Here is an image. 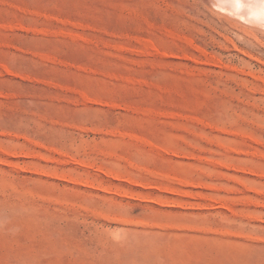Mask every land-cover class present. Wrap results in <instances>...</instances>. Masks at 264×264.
<instances>
[{
  "label": "rangeland",
  "instance_id": "rangeland-1",
  "mask_svg": "<svg viewBox=\"0 0 264 264\" xmlns=\"http://www.w3.org/2000/svg\"><path fill=\"white\" fill-rule=\"evenodd\" d=\"M236 17L0 0V264H264V29Z\"/></svg>",
  "mask_w": 264,
  "mask_h": 264
},
{
  "label": "bare ground",
  "instance_id": "bare-ground-1",
  "mask_svg": "<svg viewBox=\"0 0 264 264\" xmlns=\"http://www.w3.org/2000/svg\"><path fill=\"white\" fill-rule=\"evenodd\" d=\"M217 1L222 6L226 7L227 11H231L232 13L236 14L237 17L239 16L243 18L245 20V21L243 20V22H248V24H250L249 22H251L264 29V0H217ZM220 7L221 6L219 5V8ZM246 19L248 21H246ZM148 44L150 43L148 42ZM149 48L152 47L149 46Z\"/></svg>",
  "mask_w": 264,
  "mask_h": 264
}]
</instances>
